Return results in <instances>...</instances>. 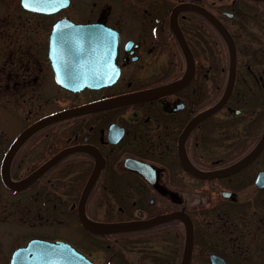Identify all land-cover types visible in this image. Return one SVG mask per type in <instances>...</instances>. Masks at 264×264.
Wrapping results in <instances>:
<instances>
[{
    "label": "flooded vegetation",
    "instance_id": "1",
    "mask_svg": "<svg viewBox=\"0 0 264 264\" xmlns=\"http://www.w3.org/2000/svg\"><path fill=\"white\" fill-rule=\"evenodd\" d=\"M28 4L0 0V113L7 121L0 131V141L6 136L0 143V200L17 199L0 207V222L36 229L18 248L33 239L63 241L84 256L83 264H182L188 216L191 264H212V254L238 264L199 243L216 240L230 255L246 253L251 229L261 225L257 210L264 208V187L255 183L264 171V150L228 176L197 177L186 165L203 173L229 168L264 135V0ZM64 20L98 23L99 35L109 31L114 53L106 57L100 50L93 59L111 66V84L75 92L58 82L57 70L66 67L51 57L52 35ZM118 98L130 101L99 105ZM62 112L72 113L18 146L9 177L25 182L66 154L22 189H10L3 164L16 139ZM16 117L19 133L8 141V121ZM251 182L253 199L244 200L241 191ZM102 225L115 226L92 229ZM238 241L240 250L232 246Z\"/></svg>",
    "mask_w": 264,
    "mask_h": 264
},
{
    "label": "water",
    "instance_id": "2",
    "mask_svg": "<svg viewBox=\"0 0 264 264\" xmlns=\"http://www.w3.org/2000/svg\"><path fill=\"white\" fill-rule=\"evenodd\" d=\"M58 1V0H56ZM203 13L210 17L215 23L219 24L217 20L206 10L202 9ZM221 26V25H219ZM225 35L228 37V32L221 26L219 27ZM66 33H63V31ZM103 31L98 23L94 24H76L69 20H64L59 22L53 32V52L51 57L56 63H64L65 69H58V82L63 85L64 88L71 91H82L86 88L99 89L106 85L111 84L116 77L112 74L111 66L106 60L102 61L100 65H96L95 59H93V54L103 50V54L111 56L114 52L109 51L110 48H116V41H110L111 35L109 31L103 32V35H99V32ZM230 37V36H229ZM232 46V44H231ZM127 98H118L117 101L112 102H101L100 107L115 106L128 102ZM223 103V102H222ZM221 103V104H222ZM221 104L215 108L219 109ZM84 108H79L75 111H82ZM74 111V110H72ZM72 112H62L47 118L42 119L33 126H31L26 132L22 133L14 142L7 155L3 164V179L5 184L12 190H20L24 186L28 185L35 179H37L47 168L57 162L66 153H60L55 158L50 160L39 170L33 173L25 182H15L9 177V160L18 146L34 131L42 127L44 124L65 116ZM264 150V135L258 145L241 161L234 164L233 166L212 172L203 173L195 169H192L186 165L187 169L195 176L212 179L215 177L228 176L236 173L246 165L253 162ZM256 186L258 188L264 187V171L259 172L256 178ZM233 193L224 192L226 197H230ZM84 224H86L84 222ZM115 225L110 227L96 226L91 227L93 230H103L114 228ZM116 229H123L122 226L116 227ZM194 244V229L193 224L189 217H186V244L184 251V259L182 264H191L192 253ZM212 264H226L225 260L216 255L212 254L211 257ZM83 264L84 256L73 248L70 244L58 241L50 242L41 239L31 240L26 247H21L17 249L11 258V264Z\"/></svg>",
    "mask_w": 264,
    "mask_h": 264
},
{
    "label": "rangeland",
    "instance_id": "3",
    "mask_svg": "<svg viewBox=\"0 0 264 264\" xmlns=\"http://www.w3.org/2000/svg\"><path fill=\"white\" fill-rule=\"evenodd\" d=\"M13 105L14 104L8 105L10 110L17 109V107ZM0 116H2V120L0 119V131H2L1 128L6 126L7 121L5 114L0 113ZM9 117L11 120L12 116L10 115ZM18 125H19V121L17 117L13 118L12 122L8 121V126H9L8 131L13 130V132L9 133L8 135V141L12 140L19 133L18 131L19 128L14 129V127H18ZM5 138L6 136L3 135V141H0V143L1 142L4 143ZM252 179L254 180V177H252ZM255 190H256V186L252 182L249 185L243 187L241 191L243 195V199L247 200L248 198L251 201L253 199V193ZM16 201H17L16 198L2 199L0 200V207L7 205L11 206L10 204ZM257 214L259 215L260 218L258 219V222H260L261 225L257 226V224H255L254 226L258 228L251 229L249 239L246 241L247 243L246 253L238 252L239 254H241L240 257L230 255L226 253L221 246H216L215 245L217 243L216 240L213 243L207 245H205L201 241L199 243L200 248L204 251L225 253V255L230 256L231 260L236 261L235 263L238 264H264V208L258 209ZM32 231L33 232H31L29 226L19 224L18 222L16 223L12 220H8L6 222H0V243H1L0 259L2 261L1 264H8L7 262L8 258H10V255L16 248H18L20 245L24 243V238H26L25 236L30 235V233L31 234H34V232L36 233V229H32ZM232 246L233 248L235 247L234 249L240 250L241 241L232 244ZM202 264H205V262H203Z\"/></svg>",
    "mask_w": 264,
    "mask_h": 264
},
{
    "label": "snow or ice",
    "instance_id": "4",
    "mask_svg": "<svg viewBox=\"0 0 264 264\" xmlns=\"http://www.w3.org/2000/svg\"><path fill=\"white\" fill-rule=\"evenodd\" d=\"M35 3H42L43 0H34ZM29 4H28V0H25V7H28Z\"/></svg>",
    "mask_w": 264,
    "mask_h": 264
}]
</instances>
